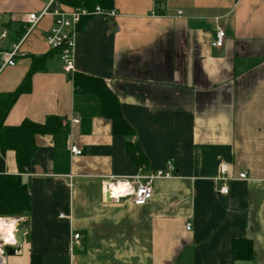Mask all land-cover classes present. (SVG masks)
I'll use <instances>...</instances> for the list:
<instances>
[{"label":"crops","instance_id":"obj_1","mask_svg":"<svg viewBox=\"0 0 264 264\" xmlns=\"http://www.w3.org/2000/svg\"><path fill=\"white\" fill-rule=\"evenodd\" d=\"M44 4L0 0L2 25L20 30ZM106 11L115 16L78 24L71 73L46 45L51 16L23 40L15 65L0 71V94L28 77L5 126L48 117L62 126L36 137L25 173L14 152L0 150V175H19L30 204L25 217L0 218L28 223L5 264H30L32 256L40 264H264V0H113ZM218 28L221 48L212 47ZM74 74L104 83L132 137L112 133L99 97L79 91ZM126 141L139 146L144 168ZM167 162L173 178L154 180L144 206L103 197L109 177L133 183ZM248 247L247 257L236 255Z\"/></svg>","mask_w":264,"mask_h":264},{"label":"trees","instance_id":"obj_2","mask_svg":"<svg viewBox=\"0 0 264 264\" xmlns=\"http://www.w3.org/2000/svg\"><path fill=\"white\" fill-rule=\"evenodd\" d=\"M59 1L70 7V9L81 7L92 11L96 6L103 10H110L113 0ZM5 27L9 30L14 41L18 40L25 32V27L20 28V30L12 29L9 24H6ZM52 52L57 53L56 51ZM44 60V57L34 60L31 72L38 71L42 67ZM30 73H28V76ZM73 83L82 93H92L99 97L102 115L111 121L113 134L126 138L133 136L132 129L120 114L116 97L102 81L74 74ZM27 90L28 77L13 92L0 94V150L14 152L19 173H25L28 170L30 161L36 151L35 139L37 136L62 131L61 121L56 117H48L43 124L23 121L17 126L9 127L4 125V119L17 97L27 92ZM125 151L134 164L144 168L146 159L135 141H126ZM29 206L26 185L21 180V177L19 175H0V218L25 217L29 211ZM235 253L237 256L244 258L249 255L250 249L248 247L247 251L242 253L235 250ZM40 262V257H31L30 264H40Z\"/></svg>","mask_w":264,"mask_h":264},{"label":"built area","instance_id":"obj_3","mask_svg":"<svg viewBox=\"0 0 264 264\" xmlns=\"http://www.w3.org/2000/svg\"><path fill=\"white\" fill-rule=\"evenodd\" d=\"M45 4L39 13L28 14L24 18L25 33L21 40L13 43L9 40L10 32L2 25V17L0 15V71L7 66H14L15 59L20 55V47L26 36L34 29L38 22L45 16L53 18V25L50 28L45 42L49 50L56 51L64 66L66 73H71L73 69V55H74V37L76 29L81 19L88 16L100 15L104 18H112L115 16L113 11H106L96 6L92 11L76 7L65 10L59 4L58 0H44ZM224 44V32L222 29H217L214 36L212 47L221 48ZM73 123H78V120H73ZM70 152L78 156L81 151L72 146ZM176 169L171 162H167L165 169L158 170L153 174L145 177H136L133 183L128 178L109 177L103 182L102 193L103 197L108 198L110 201L119 202L128 200L134 206H144L153 194L152 183L156 179H170L173 178ZM226 172L225 166H220L219 173L224 175ZM245 177L244 174L241 176ZM220 180H225L223 177ZM112 186H122L118 190V196L113 195ZM227 186L222 184L219 192L223 195L227 194ZM16 225L17 219H11ZM189 229V225L186 227ZM15 231V226H14ZM79 235L75 234L73 240L77 241ZM15 243L14 236L13 242L8 243L6 240L0 238V247L3 244L12 245ZM0 264H5L2 251L0 250Z\"/></svg>","mask_w":264,"mask_h":264},{"label":"water","instance_id":"obj_4","mask_svg":"<svg viewBox=\"0 0 264 264\" xmlns=\"http://www.w3.org/2000/svg\"><path fill=\"white\" fill-rule=\"evenodd\" d=\"M27 225L26 220L17 218L15 231L13 232L15 243L12 245L3 244L0 247L3 257L14 255L19 250L20 245L24 242Z\"/></svg>","mask_w":264,"mask_h":264},{"label":"bare ground","instance_id":"obj_5","mask_svg":"<svg viewBox=\"0 0 264 264\" xmlns=\"http://www.w3.org/2000/svg\"><path fill=\"white\" fill-rule=\"evenodd\" d=\"M122 186H112V191L114 196H118V190ZM14 224L11 221H7L4 219H0V234L4 237L5 240H10L8 243L13 242V232H14Z\"/></svg>","mask_w":264,"mask_h":264}]
</instances>
